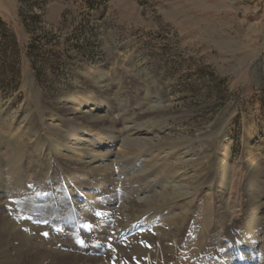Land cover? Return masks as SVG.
Segmentation results:
<instances>
[{"label": "rangeland", "instance_id": "1", "mask_svg": "<svg viewBox=\"0 0 264 264\" xmlns=\"http://www.w3.org/2000/svg\"><path fill=\"white\" fill-rule=\"evenodd\" d=\"M91 82L108 85L100 91L112 93L103 116L117 129L143 115L141 135L123 132L102 172L115 179L121 216L113 222L133 219L121 207L154 177L147 194L175 179L184 185L178 199L147 213L165 228L183 226L191 198L178 264H210L222 238L239 242L248 233L243 222L255 213L264 219V0H0L6 173L19 167L29 183L55 186L27 128L39 111L74 118L72 98L99 94ZM216 155L227 158L224 184L211 163Z\"/></svg>", "mask_w": 264, "mask_h": 264}, {"label": "bare ground", "instance_id": "2", "mask_svg": "<svg viewBox=\"0 0 264 264\" xmlns=\"http://www.w3.org/2000/svg\"><path fill=\"white\" fill-rule=\"evenodd\" d=\"M91 83L98 88L99 94L91 90V96L80 94L79 98H72L74 118L64 122L39 111L27 128L42 155L48 158V173H51L54 187L29 183L19 167L6 173L10 163L6 164L0 157V264H178L177 253L185 229L193 220L191 198L186 204L187 220L177 230L176 227L165 228L161 225V217L147 213L178 199L184 187L180 180L175 182V179L169 187L163 186V190H154L151 194H147L148 187L156 177L152 181L145 180V187L133 192L137 193L134 195L137 199L121 207L133 219L112 221L120 218L121 211L113 207L116 195L110 187L115 179L111 173H103L115 157L113 148L119 146L123 132L141 135L138 128L143 126V115L125 121L121 129H117L113 119L103 116L111 108L112 93L100 91L108 85ZM43 107L44 111H53ZM157 111V107L154 108L153 112ZM223 138L226 136L221 142ZM131 142L135 146L139 143L136 139ZM77 154H81V158ZM209 158L202 157L210 163ZM226 162L227 158L218 155L211 162L221 172L217 180L222 184L229 178ZM207 179L212 180L211 177ZM216 196L214 194V198ZM242 225L248 232L244 239L234 242L230 236L222 238L210 264H264L260 259L264 219L255 213Z\"/></svg>", "mask_w": 264, "mask_h": 264}]
</instances>
